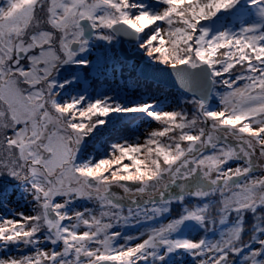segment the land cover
I'll list each match as a JSON object with an SVG mask.
<instances>
[{
	"label": "snow or ice",
	"instance_id": "1",
	"mask_svg": "<svg viewBox=\"0 0 264 264\" xmlns=\"http://www.w3.org/2000/svg\"><path fill=\"white\" fill-rule=\"evenodd\" d=\"M243 2L0 0V264H264V0Z\"/></svg>",
	"mask_w": 264,
	"mask_h": 264
},
{
	"label": "rangeland",
	"instance_id": "2",
	"mask_svg": "<svg viewBox=\"0 0 264 264\" xmlns=\"http://www.w3.org/2000/svg\"><path fill=\"white\" fill-rule=\"evenodd\" d=\"M239 9H240V7H239ZM244 17H247L248 20H251L252 19V16H244ZM118 45L119 44H117L115 46V54L117 56H119V54H118ZM127 46H128V50L130 51V45H127ZM93 54H94V56H100L101 55V52H100L99 49H93ZM109 55H111V53H109ZM72 70H73L72 67L71 66H68L66 69H62L61 70V73L62 74H67L68 72H70ZM110 79H111V75H109V80ZM150 81H152V80H150ZM152 82H154V81H152ZM112 87H115V85H112ZM162 87L164 89H166V90H163ZM153 91L155 92L156 97H157L158 101L160 102V106L162 108H164L165 110H168L169 105H172L173 107L175 106L173 104L174 93H175L174 90H172V89H170L168 87H165L162 84H160L158 86H154L153 87ZM135 121H136V123H135L136 129H139V131L141 133H144V129L147 126V122L145 120H141V119H137ZM128 122L129 121H125V120L124 121H117V122L114 123V127H115V129L118 130L120 128V126H122V125L124 126V124H126ZM152 127H157V125L155 123H153L152 124ZM130 133H133V131L131 130V132H129V134ZM19 210L20 211H27L28 209H27L26 206H24L23 204H21V206L19 207ZM0 214H3V209H0ZM173 214H175V213H173ZM192 236H196V233H192ZM184 261H185V264H187L188 258L185 257L184 258ZM169 264H171V262H169Z\"/></svg>",
	"mask_w": 264,
	"mask_h": 264
},
{
	"label": "water",
	"instance_id": "3",
	"mask_svg": "<svg viewBox=\"0 0 264 264\" xmlns=\"http://www.w3.org/2000/svg\"><path fill=\"white\" fill-rule=\"evenodd\" d=\"M127 45H128L127 43L118 45V54L120 57L131 55V52L128 50ZM145 71L146 74L148 75L149 80L163 84L166 87L175 89L173 84L175 77L174 76L171 77L166 71L158 70L151 67L146 68Z\"/></svg>",
	"mask_w": 264,
	"mask_h": 264
},
{
	"label": "trees",
	"instance_id": "4",
	"mask_svg": "<svg viewBox=\"0 0 264 264\" xmlns=\"http://www.w3.org/2000/svg\"><path fill=\"white\" fill-rule=\"evenodd\" d=\"M231 16H232V19L235 20L237 17L244 18V16H252V13H251L250 10H248L246 8V5L244 4V2L242 0V3L240 5V9H238L236 12L232 13ZM108 79H109V77H108ZM154 86H158V85L153 83V87ZM162 89L166 90L163 87H162ZM125 121H127V120H125ZM135 123H136V121L134 120V121H131V122H128V123L124 124V126L121 124L122 126H120V128L118 130H123V129L126 128L127 129V133L131 132V130L133 132H135V131H137V129L135 127Z\"/></svg>",
	"mask_w": 264,
	"mask_h": 264
}]
</instances>
